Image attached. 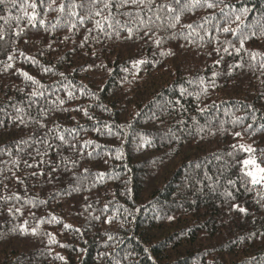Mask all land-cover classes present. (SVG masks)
I'll use <instances>...</instances> for the list:
<instances>
[{
	"label": "trees",
	"instance_id": "16d2710c",
	"mask_svg": "<svg viewBox=\"0 0 264 264\" xmlns=\"http://www.w3.org/2000/svg\"><path fill=\"white\" fill-rule=\"evenodd\" d=\"M207 2L0 4V264H264V0Z\"/></svg>",
	"mask_w": 264,
	"mask_h": 264
},
{
	"label": "snow or ice",
	"instance_id": "6c2138e0",
	"mask_svg": "<svg viewBox=\"0 0 264 264\" xmlns=\"http://www.w3.org/2000/svg\"><path fill=\"white\" fill-rule=\"evenodd\" d=\"M92 2L94 4L97 3V2H103L105 8H109L110 4H111V0H92ZM176 2L179 3V0H176ZM200 2H201V0H195V4H197V5L200 4ZM205 2L207 3V7L208 8L214 7V5L212 3H210V2H207V0H205ZM4 3H5V0H0V4H4ZM129 3H131L133 5H135L137 3H141L142 4V3H144V0H121V6L127 5ZM13 6H15V0H13ZM29 7H31L32 9H35L37 7V4L36 3H31L29 5ZM61 10H63V9H61ZM169 10L173 11V9H169ZM25 14L27 15V13H25ZM95 14L97 16H99V15H101V12L97 11ZM36 18H37V14L35 12H33V14L29 17V20H30V22H32V21H35ZM105 19H109V18L106 17ZM179 19H180V17L177 15L175 17V20L177 22H179ZM236 20L239 21L240 20V16H237ZM96 26H97V28L103 29V25H102L101 21H99V20L96 21ZM111 26H112L111 23H109V27H111ZM187 27L191 28L192 25H188ZM223 31L228 32L229 29L228 28H224ZM129 32H131V29H129ZM157 43H159V41H157ZM241 47H243V40H241ZM227 50H228L227 48L224 49V51H227ZM11 59H12V57H9V60H11ZM139 63H143V61H140ZM9 67H11V65H9ZM23 75H24V77L27 80L32 81L33 84L38 83L32 76L28 75L27 73H23ZM33 95H37V93L34 92ZM69 98H71V93H69ZM63 103H64V101L61 100L60 104H63ZM85 114L87 115V113H85ZM234 135L237 136V137H240L241 133L240 132H236ZM59 139L61 141H63L64 137L60 136ZM233 147H236V145H233ZM239 147L243 151H245V152L250 154L247 159H243L241 161V163L243 165V169H244V175L246 177L250 178V182H251L252 185H254V186L255 185H259L261 187H264V166H262V165H264V161H259L258 162L256 157L251 155L252 153L255 152V149H253L251 146L245 147L244 145H240ZM117 158H119V156ZM29 167H31V165H29ZM100 175L103 176L102 173ZM226 195L230 197V196H232V193L228 192ZM233 207L238 208L239 211H241V212H245L246 211L245 209L240 208L239 205H233ZM65 227L67 228V227H70V226L69 225H65ZM77 231H79V230L77 229ZM33 234H35L34 230H33ZM60 259H63V257H60Z\"/></svg>",
	"mask_w": 264,
	"mask_h": 264
},
{
	"label": "rangeland",
	"instance_id": "374dc122",
	"mask_svg": "<svg viewBox=\"0 0 264 264\" xmlns=\"http://www.w3.org/2000/svg\"><path fill=\"white\" fill-rule=\"evenodd\" d=\"M239 143L241 144V145H244L245 147H247V146H251V143L247 140V138H245V137H241V138H239ZM252 147V146H251ZM249 154V153H248ZM250 155V154H249ZM252 155V154H251ZM249 157V156H248ZM247 157V158H248ZM246 158V159H247ZM263 189H264V187H263Z\"/></svg>",
	"mask_w": 264,
	"mask_h": 264
}]
</instances>
